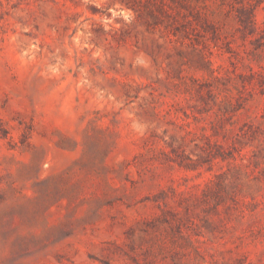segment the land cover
Returning <instances> with one entry per match:
<instances>
[{"label": "rangeland", "instance_id": "374dc122", "mask_svg": "<svg viewBox=\"0 0 264 264\" xmlns=\"http://www.w3.org/2000/svg\"><path fill=\"white\" fill-rule=\"evenodd\" d=\"M177 1L176 39L171 0H0V264H264V159L234 173L239 159L192 171L165 155L211 132L188 109L211 76L183 35L209 44L213 75L247 71L201 36L218 25L243 54L234 14ZM262 115L255 93L226 128ZM224 172L216 206L201 194Z\"/></svg>", "mask_w": 264, "mask_h": 264}, {"label": "trees", "instance_id": "16d2710c", "mask_svg": "<svg viewBox=\"0 0 264 264\" xmlns=\"http://www.w3.org/2000/svg\"><path fill=\"white\" fill-rule=\"evenodd\" d=\"M218 1L220 8L227 13L232 12L235 16L236 33L241 42L239 47L242 49L243 54L233 49V35L221 33L222 28L218 25L212 23L202 27L203 34L201 36L205 37V35L211 34L209 39L213 40L214 45L220 46L219 48L225 49V52L234 56L236 61L241 63L242 68L247 71L237 73L235 71L236 65L232 62L233 71H226L224 76L213 75L214 70L211 68V61L203 50L205 48L208 50L209 44L197 42L193 36H189V33L183 35L197 54L198 63L202 65L200 69L206 70L211 76V81L207 82L193 80L195 102L188 106V109L197 120L203 115L212 113V118L208 121L211 132L208 134L202 133L188 142H186L185 136L179 138L171 136L170 141L164 142L166 147L169 148L165 155L169 162L174 163L179 168L192 171L204 165L211 167V163L215 160L229 164L231 161L239 159L242 162L241 165H234L233 169H230L235 173L241 167L252 165L257 168L260 160L264 159V129L249 122H244L236 130L226 128V125L232 126L235 123L233 118L244 108L255 93L264 96V26L258 27L254 19L255 9L262 0ZM178 5L180 4L177 0H171L170 4L163 3L161 8L163 14L171 17L168 26L176 39L178 33H180L177 26L178 21L175 17L181 14ZM218 41L223 46L218 45ZM218 137H221L225 145L218 142ZM191 143H193L192 153L196 156L195 159L184 152L188 144ZM253 146L256 151L244 152L247 148ZM227 174L226 172L215 174L214 178L207 183L201 198L204 200L210 197L218 199L215 201V205H220L221 198L212 189H214V186L221 188L217 180L222 181Z\"/></svg>", "mask_w": 264, "mask_h": 264}]
</instances>
